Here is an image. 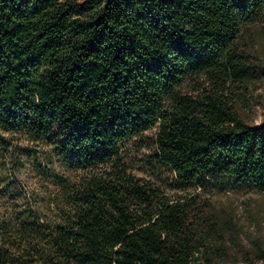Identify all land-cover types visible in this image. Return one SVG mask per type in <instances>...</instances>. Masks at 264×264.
Returning <instances> with one entry per match:
<instances>
[{
  "label": "trees",
  "instance_id": "obj_1",
  "mask_svg": "<svg viewBox=\"0 0 264 264\" xmlns=\"http://www.w3.org/2000/svg\"><path fill=\"white\" fill-rule=\"evenodd\" d=\"M263 17L264 0H0V169L28 143L79 173L64 198L0 206V264H220L196 254L216 223L199 193L133 175L123 147L155 129L177 185L264 193V119L228 90L264 76L243 47Z\"/></svg>",
  "mask_w": 264,
  "mask_h": 264
},
{
  "label": "rangeland",
  "instance_id": "obj_2",
  "mask_svg": "<svg viewBox=\"0 0 264 264\" xmlns=\"http://www.w3.org/2000/svg\"><path fill=\"white\" fill-rule=\"evenodd\" d=\"M243 47L254 61L264 64V17L259 24L245 28ZM229 84L232 87L228 90L232 91L241 117L250 124L262 122L264 76ZM154 133L155 129H151L124 144L128 171L156 182L170 195L193 190L199 193L202 198L196 201L207 204L216 223L213 235L203 240L196 254L211 256L220 264H264V193L247 182L233 183L218 177L208 180L205 187L177 185L168 166L155 165L152 161ZM24 148L31 151L18 154L21 163L17 168L7 165L0 169L6 177V181L0 183V206L11 202L15 206L28 203L36 207L46 198H64L60 178L75 181L79 173L49 149L32 153L35 149L28 143Z\"/></svg>",
  "mask_w": 264,
  "mask_h": 264
}]
</instances>
